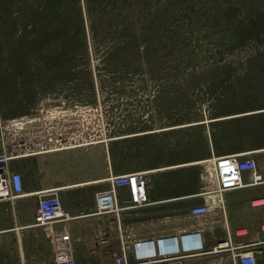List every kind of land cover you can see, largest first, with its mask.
<instances>
[{
  "label": "rangeland",
  "instance_id": "374dc122",
  "mask_svg": "<svg viewBox=\"0 0 264 264\" xmlns=\"http://www.w3.org/2000/svg\"><path fill=\"white\" fill-rule=\"evenodd\" d=\"M257 83L264 0H0V121L13 155L22 130L51 137L56 184L183 164L151 178L190 189L242 150L225 115Z\"/></svg>",
  "mask_w": 264,
  "mask_h": 264
},
{
  "label": "crops",
  "instance_id": "0c3cea01",
  "mask_svg": "<svg viewBox=\"0 0 264 264\" xmlns=\"http://www.w3.org/2000/svg\"><path fill=\"white\" fill-rule=\"evenodd\" d=\"M256 85L254 103L239 98L241 108L225 115V119L238 122L232 131L239 137L242 150L232 153L256 156L253 157L264 179V84ZM20 119L23 122L26 117ZM21 133L18 138L25 141L23 130ZM0 134V153L13 154L11 135L1 121ZM26 145L16 146L15 156L5 166L6 172L22 175L23 191L0 199V264H52L66 242L75 264H113V255L119 254L122 246H127L129 259L135 261L133 243L137 240H153L156 255L146 264H238L235 253L245 250L243 245L251 241L261 249L257 257L264 264V203L259 201L264 194L263 183L227 190L213 203L207 199L198 172L194 185L183 190L171 188L167 177L151 178L153 171L166 172L183 164L152 167L145 170L146 203L127 206V189L119 187L118 211L100 213L95 210V194L110 186L107 177L112 172L92 180L85 176L56 184L60 168L50 161L52 150L31 152L26 151ZM40 157L47 160L39 162ZM248 176L249 172H243L244 182L249 181ZM90 186L92 193L83 194L84 188ZM44 189L61 192L63 206L72 215L68 221H54L51 229L34 222L38 193ZM206 200L210 204L206 213H191L192 207ZM61 232L67 234V239L61 237ZM196 237L200 246L192 248L190 242ZM171 242L177 244L178 251L159 255L158 249Z\"/></svg>",
  "mask_w": 264,
  "mask_h": 264
},
{
  "label": "built area",
  "instance_id": "2783aa9c",
  "mask_svg": "<svg viewBox=\"0 0 264 264\" xmlns=\"http://www.w3.org/2000/svg\"><path fill=\"white\" fill-rule=\"evenodd\" d=\"M35 121V118L25 119L23 122L19 119L16 120L15 124L23 128L25 125L33 124ZM36 131L37 133L34 130L30 134L25 135L24 142L20 138V147H24L28 139L30 143L35 145V148L40 149V152L54 150L49 147L51 137L41 139V137H38L40 136L38 130ZM14 156L6 152L0 153V199L16 196L23 191L22 175L17 171L8 173L5 170V166ZM245 171L249 172L248 182H244L243 180V172ZM198 177L205 189L207 199L213 203L214 198L218 201L222 193L227 190L246 184L263 183L264 185V179L257 168L256 159L246 153L212 155L203 159L200 161ZM107 179L110 182V186L97 191L95 194V210L97 212L118 211L116 189L119 187L127 189L126 202L129 207L139 206L148 201V177L145 170H134L118 174L111 173ZM38 195L37 206L34 212V222L36 224L44 225L48 229H51L54 221H68L72 218L70 212L63 206L61 198L55 189L40 190ZM259 201L264 203V194L259 198ZM209 207V201L206 200L204 204L192 207L191 213L203 214L209 210ZM61 237L67 239V234L61 232ZM190 243L192 248L200 246L198 237L192 239ZM243 246H246L245 250L235 253L238 264H260L257 255L261 253V249L257 247V242L251 241ZM126 247L122 246L119 254L114 253L113 264H146L156 255L153 240H137L133 243L135 261L129 259ZM177 251V244L171 242L168 246L159 248L158 254L166 255L168 253H176ZM52 264H75L67 242L64 244L59 257Z\"/></svg>",
  "mask_w": 264,
  "mask_h": 264
},
{
  "label": "water",
  "instance_id": "95a60500",
  "mask_svg": "<svg viewBox=\"0 0 264 264\" xmlns=\"http://www.w3.org/2000/svg\"><path fill=\"white\" fill-rule=\"evenodd\" d=\"M0 137H1V134H0ZM258 262H259V263H262V259H258Z\"/></svg>",
  "mask_w": 264,
  "mask_h": 264
}]
</instances>
